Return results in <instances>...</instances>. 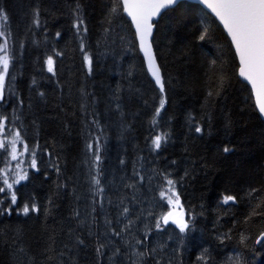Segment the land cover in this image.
Wrapping results in <instances>:
<instances>
[{"label":"trees","instance_id":"obj_1","mask_svg":"<svg viewBox=\"0 0 264 264\" xmlns=\"http://www.w3.org/2000/svg\"><path fill=\"white\" fill-rule=\"evenodd\" d=\"M112 5L113 0H0L11 46L0 140L20 131L29 149L28 178L15 184L18 202L11 213L10 192L0 193V264H122L116 255L107 259L101 231L88 222L95 215L94 224L103 225L99 213L111 240L129 235L132 263L157 264L160 251L149 246L148 225L132 233L135 209L126 205L129 200L117 205V211L120 204L127 207L128 215L111 219L114 204L103 212L104 196L93 183L102 168L106 181L114 175L113 187L137 184L145 157H162L190 221L184 242H171V247L191 244L189 250H174L163 260L264 264V240L257 243L264 234V120L252 89L238 75L237 56L222 26L200 4L186 0L161 15L152 38L165 82L161 93L130 19L124 12L111 14ZM78 16L87 32L74 27ZM205 29L208 39L199 41ZM85 52L93 59L91 71ZM49 56L54 72L48 71ZM162 98L165 107L153 124ZM197 126L202 132H195ZM160 133L168 139L155 149L152 138ZM96 137L99 155L107 154L98 162L88 147H96ZM5 146L0 173L8 160ZM33 151L35 167L29 166ZM132 189L138 196L136 185ZM227 195H235L236 202L223 203ZM25 203H35L39 211L23 214ZM254 209L261 214L253 215ZM129 221L128 231H122ZM121 247L116 243L113 251Z\"/></svg>","mask_w":264,"mask_h":264},{"label":"snow or ice","instance_id":"obj_2","mask_svg":"<svg viewBox=\"0 0 264 264\" xmlns=\"http://www.w3.org/2000/svg\"><path fill=\"white\" fill-rule=\"evenodd\" d=\"M205 3H209V0H204ZM179 4V0H113V5L111 8V14H116L118 12H128L129 15L132 16L133 21L136 23L138 34L141 39V47L144 48L146 56L149 60V68L152 77L155 80V83L159 86L160 92L164 93L165 91V82L163 76L161 74V69L159 65L154 63V56L150 51V46L147 43V36L151 32L152 25L149 24V18L155 14L156 10L160 7L166 6H175ZM209 7L213 9L216 16L223 23L224 28L227 30L228 34L231 37L232 43L235 45L236 51L239 54L240 67H239V75L244 77L247 81H250L252 87L255 89L257 96H264V0H213L212 3L209 4ZM151 9V11H147ZM37 19L35 20L36 24H39L40 21L38 19L39 12H36ZM0 17L3 18L4 21L7 20L6 14H4L3 10H0ZM0 27H4L0 25ZM74 27L77 31L87 32V27L84 25V21L82 18H77ZM56 36L59 37L60 33L57 32ZM208 39V32L205 29L199 36V41H205ZM0 102H3L5 99L4 96V82L5 75L8 73L9 62H10V33L6 35L4 30H0ZM81 50L84 51V45L82 43ZM57 55H59L57 53ZM85 61L88 65L89 71L92 69L93 59L90 54L85 52ZM48 65V71L54 72V59L52 56H49L46 61ZM212 65H216L217 61L212 60ZM224 77H220L221 84L223 83ZM212 95V93H209ZM165 99H161L159 103V107L155 111L154 118L152 120L153 124H156L155 117L160 115V111L165 107ZM259 111L262 115H264V102L260 103ZM7 120V117H0V131L4 130V121ZM195 132H202V128L197 126L195 128ZM15 137L19 139L21 143H23V138L20 131H15ZM168 139L167 133H160L155 135L152 138V145L155 149H160L162 146V142H166ZM100 137H96V147L94 148L93 144H89L88 147L90 150H93L95 154V161H100L101 156L99 155L98 146H99ZM23 148L25 151H29L28 145L23 143ZM0 149H4L5 152L8 149L5 146L4 141L0 140ZM15 150L16 144L15 142L11 146L12 158L15 159ZM223 151H230L229 148L225 147ZM33 156L32 159V167L36 166L35 161V152L31 153ZM19 167V165H17ZM28 178L27 173L19 175V179L13 181L15 184H19L21 181H24ZM141 179H143L141 177ZM0 180H2L3 184L7 186L8 190L13 188V184L8 183V179L6 175L0 176ZM166 184L168 185L169 191L175 195L174 192V181L172 179H165ZM93 183L96 185H100L101 181L99 176L93 177ZM98 191H102V189H98ZM259 190L253 189L252 192H258ZM6 189L4 187H0V193H5ZM162 199H167L168 203L171 204V197H166L164 192L160 193ZM7 198L10 200V206L7 209L9 213H11L12 205H16L18 202V197L16 192L12 191L7 194ZM237 197L235 195H227L223 197V203L227 204L229 202L235 203ZM260 205H257L259 208ZM23 214L27 215L29 212H38L39 207L33 203L31 207L27 203L23 205L21 208ZM123 212L127 214L129 209L125 207ZM261 213L257 212L256 209L253 210V215H259ZM173 218V223H175L181 232H185L189 228L188 221L184 219L174 218V213L172 211L167 212L165 215L161 217L160 220H157L155 227L157 229H161L163 225L169 224V219ZM131 221L128 222V226H126L122 231H128V228L131 226ZM115 232V229H113ZM116 235H120V232H116ZM243 239V237H242ZM261 239H264V234H261ZM260 242V239L257 240V243ZM138 244H142L143 241H137ZM103 247V246H101ZM99 252L100 249L98 248ZM140 256L151 255L150 252H141ZM203 259V257H201Z\"/></svg>","mask_w":264,"mask_h":264},{"label":"rangeland","instance_id":"obj_3","mask_svg":"<svg viewBox=\"0 0 264 264\" xmlns=\"http://www.w3.org/2000/svg\"><path fill=\"white\" fill-rule=\"evenodd\" d=\"M0 25L4 26V20L0 17ZM0 30H4V27H0ZM5 31V30H4ZM2 42V41H0ZM6 78V75H5ZM5 83V82H4ZM5 125V121H4ZM5 133V129H4ZM3 133V135H4ZM3 141L9 148L8 160L4 165L1 176L6 175L8 179V183L13 184V188L11 190L7 189V186L4 184V188L7 192L14 191L15 183L14 180L19 179V175L26 173V161L28 157V151H25L23 148V143L19 141L18 138L15 137V132L12 133L10 137L5 138L3 136ZM15 142L16 150H15V159L12 158L11 146ZM102 160L107 158V154L102 155ZM32 159L30 158L29 166L32 167ZM154 161H159L160 163L154 168H151V164ZM19 165V167H17ZM161 176H159V175ZM99 179L101 181L99 185V189H102L101 195L104 196L105 204L103 207V212L107 211L108 206L112 203L114 204V208L110 211L111 219H115L117 216L126 217L128 214H124L122 210L125 208L122 204L119 205L117 211V205L119 201L122 199H127L129 202L126 205H131L134 208L135 213V225L132 229V233L135 234L140 230L143 224L148 225L150 236L148 238L149 246L153 249V251H160V256L156 255L154 258L156 259L157 264H170V259L163 260V257H170L173 254L174 250H178L179 252H185L189 250L191 244H182L181 246H172L171 242L175 243H183L184 238L187 234V230L185 232H181L179 227L172 222V218L169 219L168 225H163L161 221L162 227L161 229H157L155 227L157 220H160L163 215L167 212L172 211L175 215L179 216V219H184L188 221L190 226V221L183 210L182 203L180 200V196L178 195V188L176 183H174L173 188L175 195L168 189V185L165 182V179L168 178V175L165 171V163L162 160V157L159 159L156 157H145L143 162L139 168V177L140 182L137 184H122L120 183L118 187H113L114 175L111 179L107 176L104 179L102 168L99 170ZM141 177L143 179H141ZM3 183V182H2ZM111 185V186H110ZM133 185H136V191L139 193L137 198V202L132 201L135 197L133 196ZM110 186V189H108ZM164 192L166 197H171L172 203L169 204L167 199H162L160 193ZM112 199V200H111ZM125 204V202H123ZM122 208V209H121ZM121 209V210H119ZM146 212H145V211ZM144 213L146 217H144ZM99 215L105 216L103 213H99ZM92 216L88 221L90 226L95 230L101 231V241L106 243L108 247L107 259L115 256L121 261L122 264H134L131 262V254L129 249V235H125L121 239L113 241L109 238L107 234L108 227L105 224V220L103 219V225L100 227L94 224ZM118 243L121 244V251L116 250V253L113 251V246ZM132 250L136 249L135 239L130 240ZM170 245V246H169ZM171 247V248H170ZM170 248V249H169ZM169 249V250H168ZM167 250V251H166ZM162 256V257H161ZM107 261V260H106ZM110 262V263H109ZM107 263L112 264L111 260L107 261Z\"/></svg>","mask_w":264,"mask_h":264},{"label":"water","instance_id":"obj_4","mask_svg":"<svg viewBox=\"0 0 264 264\" xmlns=\"http://www.w3.org/2000/svg\"><path fill=\"white\" fill-rule=\"evenodd\" d=\"M181 1H184V0H179V3ZM186 1H190V2H193V3H197V4H200L205 10H207L212 16H214L216 18V20L219 22V24L222 26L224 32L226 33L227 37L229 38L233 48H234V51H235V54L237 56V60H238V64H239V67H240V60H239V54L237 53L236 51V48H235V45L232 43V40H231V37L230 35L228 34L227 30L224 28V25L223 23L219 20V18L216 16L215 12L213 11V9L211 7H209V4L213 2V0H209V3H205L204 0H186ZM176 6V5H175ZM175 6H166V7H160L156 10L155 14H153L150 18H149V24L152 25V28H151V32L150 34L147 36V43L148 45L150 46V51L151 53L153 54L154 56V63L159 65L158 63V60H157V57H156V53H155V50H154V47H153V42H152V38H153V35H154V32H155V28H156V22L160 19L161 15L169 8H172V7H175ZM147 11H151V9H148ZM124 13L127 15V17L130 19L131 23H132V26L135 30V33H136V38H137V43H138V49L142 55V57L144 58V61H145V65H146V69H147V72L148 74L150 75L151 79L155 82L154 78L152 77L151 75V72H150V68H149V60H148V57L146 56V53H145V50L144 48L141 47V39H140V35L138 34V31H137V27H136V23L133 21L132 19V16L129 15L128 12L124 11ZM160 67V65H159ZM239 67H238V75H239ZM161 69V68H160ZM162 74V72H161ZM239 77L244 81L246 82L250 88L252 89V93H253V97H254V100H255V103H256V106H257V109L259 111V106H260V103L261 102H264V96H257V93L255 91V89L252 87V84L250 81H247L244 77L240 76ZM156 84V83H155ZM156 86L159 88V86L156 84ZM260 113V111H259ZM261 117L263 118L264 120V115H262L260 113ZM174 218H177L179 219V216L178 215H175ZM172 222H173V218L171 219ZM264 239H261L260 237V241H262Z\"/></svg>","mask_w":264,"mask_h":264}]
</instances>
